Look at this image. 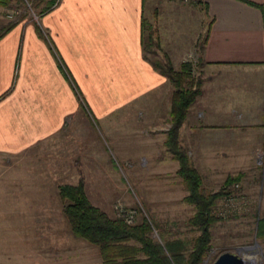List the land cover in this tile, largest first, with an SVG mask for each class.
Returning <instances> with one entry per match:
<instances>
[{"label":"crops","instance_id":"obj_1","mask_svg":"<svg viewBox=\"0 0 264 264\" xmlns=\"http://www.w3.org/2000/svg\"><path fill=\"white\" fill-rule=\"evenodd\" d=\"M158 1L163 8L174 0ZM247 1L254 5L188 0L199 27L188 23L172 42L176 48L197 42L201 79L178 129L179 145L209 151L218 164L228 163L234 145L225 138L204 144L203 133L249 132L251 147L264 150V0ZM153 2L56 0L36 29H25L30 19H21L22 27L0 37V203L37 213L48 205L45 194L57 195L56 202L59 185H75L69 180L88 157L85 133L92 128L96 137L131 134L146 163L172 162L164 146L170 83L141 43Z\"/></svg>","mask_w":264,"mask_h":264},{"label":"rangeland","instance_id":"obj_2","mask_svg":"<svg viewBox=\"0 0 264 264\" xmlns=\"http://www.w3.org/2000/svg\"><path fill=\"white\" fill-rule=\"evenodd\" d=\"M153 1L154 17L144 14L142 39L150 33L154 45L152 51L144 50V55L148 60L161 63L168 60L174 69L182 61H189L191 74L199 77L193 56L197 42L190 46L183 43L177 48L172 44L175 38H181L179 33H186L188 23L196 29L199 27L197 14L191 16L188 10L190 2L174 0L168 7L160 8L159 1ZM12 7L20 11L19 15L23 14L17 20L30 19L24 24L25 29L39 27L41 13L38 14V8L32 7L36 14L33 18L24 4L15 1L8 7H0V27L16 20L6 17ZM22 24V21H16L11 28L22 27ZM96 132L97 129L92 128L85 133L88 157L75 165L78 171L69 182L76 184L82 178L87 199L109 217H118V209L133 211L132 222L127 224H133L141 215L146 217L155 227L151 236L156 240H159V235L165 239H191L195 236L197 231L187 224L193 206L182 200L186 191L175 173L177 162L171 158L170 163H166V159L164 164L146 163L147 158L137 156L139 148L133 144L131 134L126 136L113 131L115 137L101 131L96 137ZM201 138L203 143L225 138L234 145L233 157L222 164L216 163L218 159L212 162L207 156L209 151L201 153L190 145L183 146L186 153L190 152L189 155L187 153L189 161L200 175L202 190L212 192L219 189L227 176L238 175L239 178L226 187L228 194L215 201L214 214L220 218L211 226V247L200 264H212L223 251L252 258L253 264H264V239L255 237L257 218L264 217V150L251 147L255 137L249 132L236 131L214 137L203 133ZM222 150L219 148L218 152ZM163 153L167 155L168 152L162 151L161 155ZM56 198L57 195L45 194L43 201H48V205L44 202L43 211L37 213L25 211V205L0 203V264H101L97 248L71 233L61 212L62 202L59 197L54 202ZM229 205L236 206V209Z\"/></svg>","mask_w":264,"mask_h":264},{"label":"trees","instance_id":"obj_3","mask_svg":"<svg viewBox=\"0 0 264 264\" xmlns=\"http://www.w3.org/2000/svg\"><path fill=\"white\" fill-rule=\"evenodd\" d=\"M13 1L22 3L21 0H0V7H8ZM55 1L31 0V7L38 8L39 14L47 11ZM242 1L253 4L247 0ZM22 16L23 14L19 15V18ZM16 21L18 20H11L2 25L0 37ZM144 25L145 22L141 25V33ZM204 37L205 35L202 36L200 43L204 41ZM141 43L143 50L152 51L154 41L150 33H147L144 40L141 36ZM199 47L201 48V44ZM148 61L154 69L166 76L171 86L170 126L165 132L164 146L171 154V158L177 162L175 173L186 191L182 200L193 206V213L187 224L192 226L197 234L191 239L185 237L165 239L159 235V240H156L151 236L154 225L146 217L141 215L133 224H127L121 217H109L91 204L81 180L75 185L58 186V197L62 202L61 212L71 233L97 248L101 264H200L211 247V226L220 218L214 214L215 201L228 194V191H225L226 187L239 176L225 177L221 187L215 191L202 190L200 175L178 141V129L185 119L187 109L200 94L201 79L191 74L189 61H182L177 69H174L168 60L164 63L150 59ZM255 237L264 239V217L257 218Z\"/></svg>","mask_w":264,"mask_h":264},{"label":"built area","instance_id":"obj_4","mask_svg":"<svg viewBox=\"0 0 264 264\" xmlns=\"http://www.w3.org/2000/svg\"><path fill=\"white\" fill-rule=\"evenodd\" d=\"M21 1L24 4L25 9L27 11H30V13L32 14L33 18H36V14L32 11L31 0H21ZM182 1H186V0H182ZM19 14H20V11L17 8L12 7L6 13V17L9 18V19H16L19 16ZM225 204H226V202H225ZM229 206H232L233 210L236 209V206H233V205H229ZM117 215H118V217H121L126 223H131L132 222V219H133V211L132 210L126 211L124 209H118L117 210Z\"/></svg>","mask_w":264,"mask_h":264},{"label":"water","instance_id":"obj_5","mask_svg":"<svg viewBox=\"0 0 264 264\" xmlns=\"http://www.w3.org/2000/svg\"><path fill=\"white\" fill-rule=\"evenodd\" d=\"M212 264H252L248 259L239 257L236 253L223 251L219 253Z\"/></svg>","mask_w":264,"mask_h":264},{"label":"bare ground","instance_id":"obj_6","mask_svg":"<svg viewBox=\"0 0 264 264\" xmlns=\"http://www.w3.org/2000/svg\"><path fill=\"white\" fill-rule=\"evenodd\" d=\"M246 259H248L252 264L254 263L252 258H246Z\"/></svg>","mask_w":264,"mask_h":264}]
</instances>
